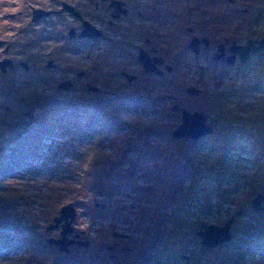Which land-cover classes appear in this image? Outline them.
Returning a JSON list of instances; mask_svg holds the SVG:
<instances>
[{
  "label": "rangeland",
  "instance_id": "374dc122",
  "mask_svg": "<svg viewBox=\"0 0 264 264\" xmlns=\"http://www.w3.org/2000/svg\"><path fill=\"white\" fill-rule=\"evenodd\" d=\"M180 5L215 44L264 38V0ZM194 58L184 61L192 68ZM206 66L195 79H156L145 97L38 96V81L7 82L18 91L0 96V264H264V210L252 205L264 194V54ZM175 104L204 112L213 132L175 137ZM70 204L77 216L63 235ZM229 219L230 241L202 243L205 224ZM73 225L80 239L69 236ZM114 242L117 256L106 247Z\"/></svg>",
  "mask_w": 264,
  "mask_h": 264
},
{
  "label": "flooded vegetation",
  "instance_id": "af4514ba",
  "mask_svg": "<svg viewBox=\"0 0 264 264\" xmlns=\"http://www.w3.org/2000/svg\"><path fill=\"white\" fill-rule=\"evenodd\" d=\"M183 1L0 0V96L8 92L16 95L18 88L7 82L22 81L24 88H28L38 81L40 86L36 85L31 92L38 96L46 92L69 95L84 88L104 96L122 97L126 90L130 96L145 97L155 89L156 79L167 85L173 74H187L195 79L201 76L200 72L209 73L207 62H225L228 56L235 55L234 64L240 61L248 65L264 54V48L254 51L257 38H226L213 43L197 31L199 20L195 25L186 24L180 5ZM194 40L197 44L193 47ZM252 40L255 42L249 46ZM248 46L251 56L244 62L239 47ZM189 53L195 57L193 61L199 60L192 68L184 61ZM219 55L220 59H214ZM190 94L200 96L203 89ZM179 104L173 109L181 111ZM182 107L191 113L200 111ZM100 206L106 208L105 204ZM61 222L64 224L61 220L57 225L60 234L64 229ZM83 234L85 231L80 232L73 225L69 236L80 239ZM117 245H106L111 255L117 256L113 253Z\"/></svg>",
  "mask_w": 264,
  "mask_h": 264
},
{
  "label": "water",
  "instance_id": "95a60500",
  "mask_svg": "<svg viewBox=\"0 0 264 264\" xmlns=\"http://www.w3.org/2000/svg\"><path fill=\"white\" fill-rule=\"evenodd\" d=\"M255 41L252 40L251 46ZM258 47L256 50H260L264 48V38L258 39ZM197 40H194L191 43V46H196ZM248 47H239L241 48V59L242 61H247V59L251 56L250 48ZM221 56L223 54H220ZM219 56H216L214 59H218ZM227 60L230 64L235 63V55H231L227 57ZM188 92L197 94L199 91H201V88L190 86L187 89ZM183 111V121L179 125V127L173 132V135L175 137H190L193 138L195 141L199 140L200 138L207 136L211 134L214 130V127L206 122V116L204 112H189L185 109ZM264 202V194H258L253 200L252 205L256 210H264V206L262 203ZM62 219H66V223L64 224V230L62 234H66L70 231V225L73 222L74 218L77 216V209L74 207L73 204L66 205L62 209ZM72 218V220H69ZM233 219H229L225 225H216V224H205L203 226V229L198 232L199 236L202 238V243H204L208 247H215L221 243L228 242L232 239V231L231 229V223ZM63 244L65 246L66 244V238H64L62 241L55 240L52 241V243L56 244ZM86 243V242H85Z\"/></svg>",
  "mask_w": 264,
  "mask_h": 264
}]
</instances>
